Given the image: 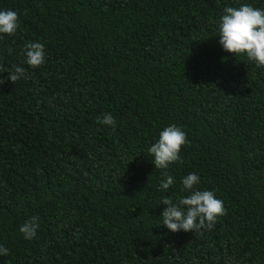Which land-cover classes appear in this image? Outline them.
<instances>
[{
  "label": "trees",
  "instance_id": "16d2710c",
  "mask_svg": "<svg viewBox=\"0 0 264 264\" xmlns=\"http://www.w3.org/2000/svg\"><path fill=\"white\" fill-rule=\"evenodd\" d=\"M264 0H0V264H264V67L219 43L226 7ZM29 42L45 45L31 68ZM13 66L26 70L15 84ZM103 113L116 127L97 123ZM185 133L164 178L148 148ZM134 158V159H133ZM227 214L211 230L162 223L182 178ZM39 217L34 239L19 231Z\"/></svg>",
  "mask_w": 264,
  "mask_h": 264
},
{
  "label": "clouds",
  "instance_id": "9594fccd",
  "mask_svg": "<svg viewBox=\"0 0 264 264\" xmlns=\"http://www.w3.org/2000/svg\"><path fill=\"white\" fill-rule=\"evenodd\" d=\"M218 22L219 43L223 50L233 54L236 58L245 57L255 63L257 67H264V10L257 9L250 4L239 7H226ZM19 28V14L14 10H0V35H14ZM22 55H26V63L31 68H39L45 63V45L40 42H29L25 45ZM8 80L14 84L26 75V70L20 66H13ZM4 80H0V84ZM97 123L115 130L116 121L111 113H103L97 118ZM188 143L186 133L175 124L165 127L159 133V138L148 148V154L153 158L155 169L163 171L160 189L167 191L175 183L167 169L173 163H180L181 150ZM134 159V158H133ZM182 196L176 203L165 198L162 203L167 207L162 213V223L171 232L191 231L201 232L202 229L211 230L219 217L227 214L221 199L213 191L199 190L196 186L200 177L189 173L182 178ZM39 228V217L33 216L19 228L27 240L34 239ZM9 250L0 245V256H7Z\"/></svg>",
  "mask_w": 264,
  "mask_h": 264
}]
</instances>
